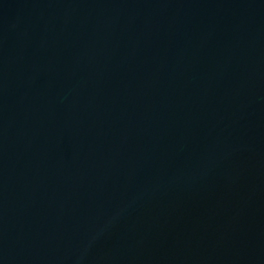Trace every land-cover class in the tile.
Returning <instances> with one entry per match:
<instances>
[{
	"label": "water",
	"instance_id": "1",
	"mask_svg": "<svg viewBox=\"0 0 264 264\" xmlns=\"http://www.w3.org/2000/svg\"><path fill=\"white\" fill-rule=\"evenodd\" d=\"M0 264H264V0H0Z\"/></svg>",
	"mask_w": 264,
	"mask_h": 264
}]
</instances>
